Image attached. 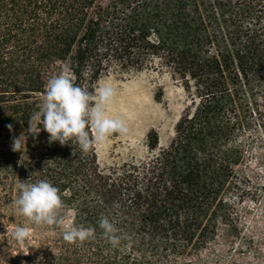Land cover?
<instances>
[{
	"label": "trees",
	"instance_id": "16d2710c",
	"mask_svg": "<svg viewBox=\"0 0 264 264\" xmlns=\"http://www.w3.org/2000/svg\"><path fill=\"white\" fill-rule=\"evenodd\" d=\"M62 69L91 94L109 74L167 72L186 96L169 140L151 128L141 157L101 166L95 144L28 133ZM263 92L264 0H0V264H264V182L242 169L264 142ZM40 179L93 238L30 226L27 254L8 242L27 223L16 184ZM247 200L263 205L242 215Z\"/></svg>",
	"mask_w": 264,
	"mask_h": 264
},
{
	"label": "clouds",
	"instance_id": "9594fccd",
	"mask_svg": "<svg viewBox=\"0 0 264 264\" xmlns=\"http://www.w3.org/2000/svg\"><path fill=\"white\" fill-rule=\"evenodd\" d=\"M114 91L112 85L103 82L91 94L76 85L73 77L62 69L46 81L38 111L29 117L26 131L35 135L43 129L49 134L50 141H58L61 145L69 144L68 141L74 139L80 151L87 153L95 143L103 141L108 135H124L128 131L120 117L107 114V105ZM7 127L11 131L12 125ZM25 140V135L23 138L21 135L12 137V151L21 152L18 163L23 160ZM16 190L18 195L12 201L13 214L26 218L27 223L14 225L8 242L20 245V251L24 254L28 253L23 244L30 235V226L59 227L62 229L63 240L69 244L94 237L93 228L74 224L72 220L65 222L59 211L63 205L58 189L48 180L18 182ZM98 227L110 245L118 244L119 237L115 235L117 229L108 217L101 216Z\"/></svg>",
	"mask_w": 264,
	"mask_h": 264
},
{
	"label": "rangeland",
	"instance_id": "374dc122",
	"mask_svg": "<svg viewBox=\"0 0 264 264\" xmlns=\"http://www.w3.org/2000/svg\"><path fill=\"white\" fill-rule=\"evenodd\" d=\"M103 82L115 90L107 105V114L120 117L128 131L124 135L113 133L95 143L101 166L141 157L146 151V133L151 128L157 131L160 143L169 140L186 96L179 83L167 72L143 70L109 74L97 82L95 90ZM242 169L252 170V175L264 182V142L257 140L255 152L247 157ZM262 205L263 201L247 200L242 205L241 214L255 212Z\"/></svg>",
	"mask_w": 264,
	"mask_h": 264
}]
</instances>
